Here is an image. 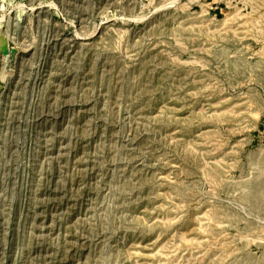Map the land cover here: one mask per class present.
<instances>
[{"label": "rangeland", "instance_id": "374dc122", "mask_svg": "<svg viewBox=\"0 0 264 264\" xmlns=\"http://www.w3.org/2000/svg\"><path fill=\"white\" fill-rule=\"evenodd\" d=\"M0 264H264V0H0Z\"/></svg>", "mask_w": 264, "mask_h": 264}]
</instances>
